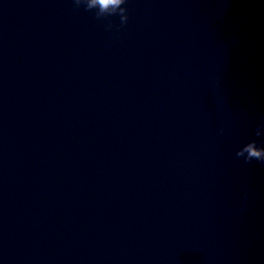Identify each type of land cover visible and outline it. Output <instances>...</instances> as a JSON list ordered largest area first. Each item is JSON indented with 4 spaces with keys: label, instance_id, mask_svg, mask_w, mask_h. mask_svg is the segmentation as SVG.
<instances>
[{
    "label": "clouds",
    "instance_id": "clouds-1",
    "mask_svg": "<svg viewBox=\"0 0 264 264\" xmlns=\"http://www.w3.org/2000/svg\"><path fill=\"white\" fill-rule=\"evenodd\" d=\"M73 3L77 9L83 6L86 11L96 10L95 16L97 20L119 15L120 27L126 25L129 19L127 9L122 7V5L126 4V0H73ZM221 132H223V129H221ZM255 136H264V123L257 125ZM262 145H264V141L258 142L256 139H252L236 152V156L243 158L245 163H251L255 160L264 164V146ZM248 195V193H245V201L248 199ZM240 210L243 211L244 208L241 207Z\"/></svg>",
    "mask_w": 264,
    "mask_h": 264
}]
</instances>
